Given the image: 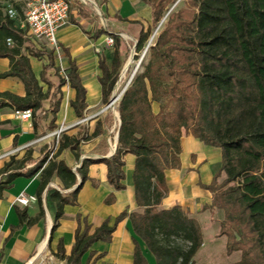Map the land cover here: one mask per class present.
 I'll return each mask as SVG.
<instances>
[{"label":"trees","instance_id":"16d2710c","mask_svg":"<svg viewBox=\"0 0 264 264\" xmlns=\"http://www.w3.org/2000/svg\"><path fill=\"white\" fill-rule=\"evenodd\" d=\"M19 2L21 0L14 2V6L20 13ZM141 2L151 7L152 24L141 28L135 44L137 52L145 49L153 29L176 0ZM185 3V7L168 14L159 35L149 46L150 58L145 70L135 76L118 101L121 123L113 156L101 160L84 159L74 172L64 159L58 158L63 150L70 149L75 158L80 159L84 137L62 132L52 157L47 150L36 159L29 149L23 157L11 156L0 170V191L9 188L19 176L33 177L41 171L37 190L40 202L53 178L59 180L62 190L77 185L80 176L81 182L69 193L48 188V200L53 202L56 211L53 232L59 227L64 206L77 204L79 191L90 180L91 163H104L108 167L107 180L116 190H121L126 188L124 156L128 153L135 156L134 194L141 210L130 212L126 208L113 222L108 217L93 231L87 217L79 213L76 242L70 254H65L62 241L59 245L58 255L66 259L65 264H81L86 253L89 254L86 264H96L107 254H97L91 247L97 241L111 242L113 233L126 217L131 220L134 233L133 264H148L147 253L153 254L155 264L193 262L204 243L201 223L190 217L181 205L159 208L169 191L166 170L182 167L183 130L205 145L221 149V160L213 165V180L209 184H199L213 193L212 202L204 206L205 209L224 212L220 235L227 236L228 252H243L240 261L230 264H264V0H186ZM4 7L0 0V57H7L11 67L0 73V78L19 77L25 84L26 96L2 91L0 109L6 106L33 109V124L38 130L46 118L43 101L50 96L53 87L46 75L55 66L54 51L29 48L31 55L47 54L49 58L41 74V80L49 85L44 92L30 56L22 51L25 30L6 14ZM78 14L83 18L90 15L80 8ZM70 20L78 24L75 18ZM103 32V29L98 32L97 37ZM113 35L115 42L110 63L103 54L99 58V80L106 104L124 64L120 48L122 38L119 34ZM9 38L13 41L11 45ZM63 50L70 67L61 77V84L69 83L75 90L70 105L82 118L87 109V90L78 65L69 50ZM162 96L167 97V103L160 104L155 111L153 103L160 101ZM60 104L61 97L57 98L54 90L51 127H56L54 122ZM169 104L174 105L172 109L168 108ZM106 133L102 122H98L91 136ZM32 162L34 165L27 168ZM115 200L116 196L110 194L106 203ZM26 218L27 212L22 211L21 219Z\"/></svg>","mask_w":264,"mask_h":264},{"label":"crops","instance_id":"0c3cea01","mask_svg":"<svg viewBox=\"0 0 264 264\" xmlns=\"http://www.w3.org/2000/svg\"><path fill=\"white\" fill-rule=\"evenodd\" d=\"M128 1L130 0H124L123 3ZM19 17L20 13L15 20L17 21ZM72 17L78 21V24L71 23L70 18ZM89 17L90 15L87 18ZM118 17L130 22L131 20H135L121 16ZM78 18L81 20L87 19L81 17L78 11L75 16H72L71 8L70 23L61 28L58 31V35L60 46L63 49L67 48L69 50L72 60L74 59L78 65L79 74L87 90V109L84 116L82 118L78 117L74 108L70 105L71 100L76 95L75 90L70 87L69 83L61 84L63 72L59 66L61 65L62 69L63 66L64 69L70 67L69 58L65 53L66 57L63 62L61 58L60 65L54 62L55 66L47 71L46 77L50 80L53 87L50 89V96L43 101L46 118L42 121L43 126L41 128L35 130L33 119L28 121L16 117L13 107L6 106L0 109V170H2L5 162L10 160L11 156L23 157L29 149L33 150V156L36 159L40 158L47 150H50V153L52 151L54 153L59 146L60 140L57 145L58 138L52 133L59 131L61 127H64L62 132L70 136L79 135L80 137H84V139H88L82 140L80 159H76L70 149L63 150L61 156L58 158L64 159L73 168L74 172H77L76 168L81 165L84 159L101 160L115 154L118 144V129L114 135V144H112V141H109L108 132L105 135L91 136L98 122H102V129L108 131L106 119L109 113L103 110L107 104L103 103L102 86L99 80V76L101 75L99 58L103 54L107 60H111L113 53L108 56L107 51L100 54L97 52L100 50L98 45L102 41V35L107 29L102 28L104 32L99 37H97V33L102 31V29L95 32L94 35L97 41H92L88 34L93 24L84 28L83 21ZM20 22L19 19V22H17L18 26L27 30L24 33L26 42L22 51L30 56V63L35 76L40 80L43 91L46 92L49 89V85L41 80V74L44 66L49 62V58L47 54L41 57L30 54L29 48H26L29 45L30 49L43 51L39 47L40 39L31 38L32 36L28 34V29L24 28V23ZM134 23H139V21ZM113 33L119 34L117 31ZM107 35L108 32L103 40H105ZM103 48L109 50L110 47L105 45ZM10 67V60L7 57H0V73L8 71ZM57 70H59L58 73ZM116 88L114 91H116ZM65 89H67V93L69 94L67 101H65ZM54 90L57 91V98L61 97V104L60 111L54 122L56 123V127H51L50 122L53 114L50 106ZM2 91H10L15 95L26 96L25 84L17 76L1 77L0 93ZM123 94L115 104H118ZM85 128L87 129L85 130ZM182 134L181 146L183 150L180 155L182 167L166 170L169 191L159 208L165 209L174 205H181L190 217L196 218L201 223L203 228L201 219H207V216L208 219L212 218L215 211L217 213L223 212L221 209H205L204 206L211 204L213 193L202 188L199 184V182L209 184L213 180V165L218 164L221 160V149L205 145L198 138L187 134L184 130ZM124 159V182L126 188L116 190L110 184L109 180H107L108 167L104 163H91L89 169L90 180L79 191L77 204H66L64 206V214L59 221V227L53 232L52 225L56 211L53 202L48 200V188L52 187L58 189L60 192L69 193L81 182L79 175L77 185L70 189L62 190L59 180L53 178L42 193V202L37 197V190L41 184V171L33 175V177L19 176L9 188L0 191V264H27L37 254L51 255L52 264H65L66 259L63 260L58 255L59 245L62 241L65 254H70L76 242L75 233L78 228L77 216L79 213L82 214V217H87L93 231L95 227L100 226L108 217L113 222L116 216L126 208L130 212L141 210L138 208L136 195L134 194L133 172L135 168V156L128 153L124 156ZM34 163L28 164L27 168H31ZM110 194L115 195L116 200L113 203H106V198ZM20 195L35 196L36 199L25 205L18 202ZM22 211L27 212L25 220L21 219ZM30 220L31 222H29ZM202 232L204 236L205 231L203 229ZM133 236L131 220L129 217H126L119 223L113 233V240L111 242L97 241L91 247V251L95 250L97 254L105 252L107 255L100 260L106 263L111 262L115 264V260H117L119 264H133ZM146 256L148 264H151L150 255L147 253ZM88 257L89 254L86 253L82 258L81 264H86Z\"/></svg>","mask_w":264,"mask_h":264},{"label":"rangeland","instance_id":"374dc122","mask_svg":"<svg viewBox=\"0 0 264 264\" xmlns=\"http://www.w3.org/2000/svg\"><path fill=\"white\" fill-rule=\"evenodd\" d=\"M20 0H3L5 4V9L8 5L15 7L14 2H18ZM185 1L186 0H179L178 4L174 7L173 11L185 7ZM26 2V3H25ZM27 0H21V12H20V21L24 22L26 18V13L28 11L27 7ZM124 0H70V4L72 6V16H75L77 14L78 9H84L90 13V17L86 20H79L83 21V27L87 28V26H90V24H93V27L91 31H89V38L93 41H97L96 36L94 35L95 32L99 31L102 28H106L107 31H105L102 35V41L99 46V51H97L99 54L104 53V51H107V55L110 56L114 49L113 45H107L106 41L103 40L107 32H119V35L121 36V57L123 67L121 69V72L118 76V83L121 85L122 89L126 88L129 84H131L132 80L137 76L138 74L142 73L145 70V67L148 64V60L150 58V47L148 49H145L141 52H137L135 48V44L138 40V37L140 35V30L144 26L145 28L150 26L152 24V18H151V8L147 6L146 4H143L141 0H130L128 2L123 3ZM25 3V4H24ZM174 5H172L173 7ZM171 7V8H172ZM16 8V7H15ZM17 9V8H16ZM118 16H121L123 18L128 19H135L138 20L139 23H134L130 21H126L123 19H120ZM19 19L17 22H19ZM167 20V19H166ZM165 20V21H166ZM164 21V22H165ZM20 22V23H21ZM163 25V24H162ZM162 25L158 30L157 27L153 29L154 35L152 38L151 43L155 40V38L159 35V31L162 28ZM26 30V29H25ZM27 31V30H26ZM150 37V39H151ZM34 39H37L36 37H31ZM149 39V40H150ZM38 40V39H37ZM42 42V43H41ZM149 42V41H148ZM148 44V43H147ZM107 45L109 48L104 49L103 47ZM147 46V45H146ZM39 47L41 50L50 51V47L48 46L45 39H41L39 42ZM26 48H30V45ZM58 52L54 53L55 57V63L58 65L61 64V58L62 62L65 59V51L63 50L62 46L59 47ZM137 57V58H135ZM108 63H110V60H107ZM60 69L63 72V76L66 74V70L59 66ZM65 101H67L69 94L67 93V89H65ZM167 103V97L162 96L160 101H156L153 103L155 111H158L160 108V104H166ZM106 105V104H105ZM169 109L173 108V104L168 105ZM117 104L114 105V108H106L104 107L103 110H106L108 115H111V118L108 117L106 120L108 122L107 128H108V139L109 141H112V144H114V135L119 127V118L117 115ZM87 128H85L86 130ZM86 134V133H85ZM105 141H107L105 139ZM109 143V142H108ZM187 161V160H185ZM224 177L220 178V182H222ZM215 217V218H214ZM221 217V218H219ZM201 219L203 223V231H205L204 234V243L201 246V248L198 250L196 256L193 258V262L190 264H230L233 262L240 261L242 258L243 252L242 250H236L233 253H229L227 250V236L220 235V228L221 224L224 219V213H213L212 218L208 219ZM151 258V264H155V259L153 254L148 253ZM97 264H112L111 262H104L103 260H99ZM115 264H119L117 260H115Z\"/></svg>","mask_w":264,"mask_h":264},{"label":"built area","instance_id":"2783aa9c","mask_svg":"<svg viewBox=\"0 0 264 264\" xmlns=\"http://www.w3.org/2000/svg\"><path fill=\"white\" fill-rule=\"evenodd\" d=\"M28 11L24 23V28L28 29V34L38 39H45L48 46L54 52H58L60 47L58 31L67 26L70 23V11L71 6L69 0H30L27 4ZM6 14L11 19H17L19 13L15 7L8 5L6 7ZM116 33H108L105 38L107 45H113L114 35ZM13 43L12 39H8V44ZM15 116L21 120L31 121L34 116L33 109H15ZM64 127H61L59 131L53 132L58 138L57 145L59 143V136L63 131ZM54 155L51 152V157ZM36 199L35 196H24L18 197V202L25 205L29 204L30 201ZM52 256L47 254H37L35 258L30 259L27 264H52Z\"/></svg>","mask_w":264,"mask_h":264},{"label":"water","instance_id":"95a60500","mask_svg":"<svg viewBox=\"0 0 264 264\" xmlns=\"http://www.w3.org/2000/svg\"><path fill=\"white\" fill-rule=\"evenodd\" d=\"M178 2H179V0H176V2H174V6L168 11V13L163 17V19H162V21L160 22V24H159V26L157 27V29L156 30H158L159 28H160V26L164 23V21L166 20V17H167V15L174 9V7L178 4ZM154 37V35L151 37V39L149 40V42H148V44H147V46H146V49H148V47L151 45V41H152V38ZM117 84H118V82H117ZM117 84L115 85V87H114V89H113V94H112V97H111V99H110V101H109V103H107V105H106V107H108V108H114V104L116 103V101L118 100V98L121 96H118V97H116V94H115V92H114V90H115V88H116V86H117ZM130 85V84H129ZM128 85V86H129ZM127 86V87H128ZM127 87L122 91L123 93H125L124 91L127 89ZM122 93V94H123ZM117 113V115H118V117H119V113H118V111L116 112ZM119 122H120V119H119ZM121 123V122H120ZM120 125V124H119ZM117 136H118V134H117Z\"/></svg>","mask_w":264,"mask_h":264},{"label":"bare ground","instance_id":"6f19581e","mask_svg":"<svg viewBox=\"0 0 264 264\" xmlns=\"http://www.w3.org/2000/svg\"><path fill=\"white\" fill-rule=\"evenodd\" d=\"M167 16H168V15H167ZM124 89H125V88L122 89L121 85L118 83V86H117V88H116V91H114L115 94H116V97L122 95V93H123L122 91H123Z\"/></svg>","mask_w":264,"mask_h":264}]
</instances>
